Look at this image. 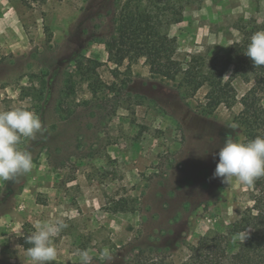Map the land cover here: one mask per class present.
<instances>
[{"label": "rangeland", "instance_id": "374dc122", "mask_svg": "<svg viewBox=\"0 0 264 264\" xmlns=\"http://www.w3.org/2000/svg\"><path fill=\"white\" fill-rule=\"evenodd\" d=\"M27 1L0 0V111L27 106L45 131L18 145L31 154L32 171L0 181V264H32L19 239L29 238L38 222L56 219L67 227L52 240V264H80L81 251L90 264H128L138 254L178 263L187 256L184 242H194L204 222L225 230L251 206V185L213 175L225 139L243 138L232 118L251 83L234 77V103L199 114L196 103L207 82L190 95L181 75H153L144 57L130 68L128 59L120 66L107 60L103 42L114 33L126 0ZM179 2L182 20L171 27L179 44L174 58L185 64L197 56L202 74L214 66L229 76L225 52L231 41L223 31L264 13V0ZM80 56L102 62V81L115 89L122 80L127 85L119 94L93 95L88 81L71 73ZM110 120L122 131H111ZM141 124L163 134L140 135ZM105 249L110 258L102 260Z\"/></svg>", "mask_w": 264, "mask_h": 264}, {"label": "trees", "instance_id": "16d2710c", "mask_svg": "<svg viewBox=\"0 0 264 264\" xmlns=\"http://www.w3.org/2000/svg\"><path fill=\"white\" fill-rule=\"evenodd\" d=\"M8 1L28 4L27 0ZM183 7L184 2L179 0H126L116 16L114 33L103 42L107 60L120 66L128 59L127 68H130L131 61L144 57L153 75L170 80L181 75L190 95L207 82L209 89L196 103V110L202 115H211L222 104L231 106L236 99L232 80L240 77L244 82L251 83L239 100L240 111L232 118L235 127L243 135L240 142L264 136V66H253L250 58L244 54L251 35L264 30V13H258L248 22L232 23L223 31L224 37L231 41L225 52V63L231 69L230 75L225 76L223 71L214 66L204 75L198 68L201 60L197 56H192L185 64L174 58L179 44L171 33V27L182 20ZM44 17L43 32L46 40L50 41L53 34ZM25 31L30 34L29 29ZM100 65L102 62L98 59L80 56L74 59L70 70L88 81L93 95L119 94L127 85V80H122V87L115 89V83L108 84L100 79L97 73ZM113 73L116 77V71ZM66 92H74L72 80H68ZM131 101L144 105L141 99ZM108 124L111 131H122L117 120H110ZM138 134L159 137L163 130L141 124ZM116 139L113 137L112 143H117ZM107 173L110 171L107 170ZM98 183L104 186L102 181ZM248 199L251 206L245 208L227 229L219 230L204 222L196 240L184 242L187 256L181 262H166L162 258L146 259L138 254L128 264H264V176L251 185ZM28 240L26 236L19 239V244L25 250L31 247Z\"/></svg>", "mask_w": 264, "mask_h": 264}, {"label": "clouds", "instance_id": "9594fccd", "mask_svg": "<svg viewBox=\"0 0 264 264\" xmlns=\"http://www.w3.org/2000/svg\"><path fill=\"white\" fill-rule=\"evenodd\" d=\"M244 54L253 66H264V30L251 35ZM44 131L40 118L27 106L0 111V181H14L32 171L31 154L18 148V145L22 139L34 140L38 133L42 136ZM217 155L219 159L213 175L224 183L236 178L240 183L252 185L264 176V136H256L247 142L227 138ZM66 227L61 219L35 225L28 240L31 247L26 249L32 264H52L56 260L57 249L52 240ZM100 258H110L107 249L101 252ZM90 260L87 251L80 252V264H90Z\"/></svg>", "mask_w": 264, "mask_h": 264}]
</instances>
